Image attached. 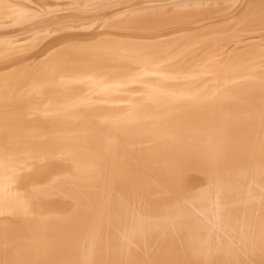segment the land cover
<instances>
[{
    "label": "bare ground",
    "instance_id": "1",
    "mask_svg": "<svg viewBox=\"0 0 264 264\" xmlns=\"http://www.w3.org/2000/svg\"><path fill=\"white\" fill-rule=\"evenodd\" d=\"M79 1L0 0L3 26L25 18V2L63 8L0 28V191L26 173L0 216V264H264V0H83L99 4L83 12ZM89 14L106 28L85 33ZM161 108L189 134L200 131L189 113L224 121L216 183L186 201L179 179L206 185L209 152L171 147ZM143 178L172 193L149 198ZM197 214L220 215L213 242ZM169 220L192 221L173 224L187 237L152 245Z\"/></svg>",
    "mask_w": 264,
    "mask_h": 264
},
{
    "label": "rangeland",
    "instance_id": "2",
    "mask_svg": "<svg viewBox=\"0 0 264 264\" xmlns=\"http://www.w3.org/2000/svg\"><path fill=\"white\" fill-rule=\"evenodd\" d=\"M115 1H117V2H119L120 0H113V1H111V0H102V1H99V3H100V5H101V3L103 4V2H104V5H108L109 3L111 4L112 2H115ZM89 1H79V2H74V4L75 5H77V8H79V9H84V10H88V9H95V8H97V7H99V4H98V1H91V2H89ZM97 2V3H96ZM78 3H81L80 5L78 4ZM95 3V4H94ZM25 4H27V5H31L32 7L30 8V7H25L26 8V10H25V12H26V16H25V18H23V19H21V21H17L18 23H13V24H8V25H5L6 27H7V29H9V30H11L12 29V27H13V25L15 26V25H18V27H15V28H17V29H19V27H20V24H21V22L23 21V20H25L26 22H28V24L25 22V21H23L24 22V25L23 24H21V27L22 26H24V30H27V28H26V24H27V27H29L30 25H32L33 23H32V20L33 21H35V20H37V18L39 19V18H41V19H46V17H53L54 19H58L59 18V16H61L62 15V13L60 12V11H58L59 12V14L58 15H56L55 16V14H56V12H57V9L58 10H61L62 12H63V8L62 7H60L61 5H56V7L55 6H51L50 7V10H49V7L47 8V6H46V10L44 11L43 10V8H42V10L41 11H39V13H40V17H38L39 16V13H38V8H39V10L41 9L40 7H37L36 5H34L32 2H25ZM90 4V5H89ZM75 5H73V6H75ZM79 5V6H78ZM85 5V6H84ZM89 5V6H88ZM94 5H96L95 7H94ZM58 6L60 7V9L58 8ZM73 6H68L67 7V9H66V11H64V13H66L67 11H69V10H72L73 9V11L76 9L77 10V8L75 7V9H74V7ZM83 6V7H82ZM33 7H37V9H32ZM84 7H88V8H84ZM91 7V8H90ZM62 8V9H61ZM70 8V9H69ZM72 8V9H71ZM53 9V10H52ZM79 9H78V11H79ZM80 10V11H84V10ZM65 10V9H64ZM75 10V11H76ZM50 11V12H49ZM53 11V12H52ZM54 11H56V12H54ZM105 12H107L106 10H104ZM103 11V14L105 13ZM45 12V13H44ZM52 12V13H51ZM97 12H99V13H97ZM96 13H92L94 16L96 15V14H98V16H97V18L99 19L100 18V16L102 15L103 16V14H101L102 13V11H97ZM44 13V14H43ZM53 13H55L54 14V16L52 15ZM46 14V15H45ZM92 14L90 15H85L84 17H86V18H84V19H86L84 22H86L87 23V21H89L87 24H86V27H87V29H86V31H85V33H87V32H89V33H91L92 31H94V33H96L95 32V30H96V27L97 26H95L94 27V25L92 24V23H94V20L95 19H97V18H90V17H93L92 16ZM48 15V16H47ZM50 15V16H49ZM43 16V17H42ZM57 16H58V18H57ZM90 16V17H89ZM101 16V17H102ZM45 17V18H44ZM35 18V19H34ZM47 18V19H48ZM52 18V19H53ZM29 19V20H28ZM51 19V20H52ZM90 19H92V22H91V20ZM94 19V20H93ZM52 21H55V20H52ZM22 22V23H23ZM31 22V23H30ZM84 22H83V24H84ZM26 23V24H25ZM90 23H91V26L93 27V28H95L94 30H91V29H93V28H88V25H90ZM85 24L84 25H82V26H84L85 27ZM29 25V26H28ZM95 25H97V24H95ZM5 26H3V24L2 25H0V28L1 27H3V29L5 28L6 29V27ZM8 26H10V28L8 27ZM41 26V25H40ZM45 26V25H44ZM15 28L13 27V29L15 30ZM101 28V30L104 28H106V27H103V25L100 27ZM100 28L98 29L99 31H100ZM12 29V30H13ZM131 29V30H130ZM142 29H144V26H140V28H129V29H126V30H124L123 32H124V34H125V32L127 31L128 33L130 32V34L133 32V33H135L136 31L137 32H140L141 33V31L143 32V31H145L146 29H144V30H142ZM23 29L21 28V29H19V30H17L16 32H18V31H22ZM88 30H91V31H88ZM98 30H96V31H98ZM15 31H13V33H16ZM113 32V31H112ZM118 32H120V31H118ZM117 32V33H118ZM0 33H2V31H0ZM9 33V32H8ZM10 33H12L11 31H10ZM115 33H116V31H115ZM59 35V33H56V34H52L51 35V37L50 38H54V36H55V38H57L58 37V35ZM127 34V33H126ZM138 34V33H137ZM57 35V36H56ZM13 38V37H12ZM52 38V40L54 41V39ZM114 38V37H113ZM127 38H129V37H127ZM50 41V40H49ZM37 48H40V47H37ZM39 52H40V54H43V52H44V46H42L41 48H40V50H39ZM231 97H233L232 95H231ZM230 97V95L228 96V101H229V103L231 102V98ZM229 98H231V99H229ZM225 101H227V98L225 97ZM214 105V107H215V103L213 104ZM236 104H233V107L235 106ZM242 106V105H241ZM216 108V107H215ZM226 108H229V104L227 103V104H222V106H217V109L218 110H220V109H223L222 110V113H224V110L226 111ZM163 109H164V107H163ZM162 108H161V110H159L158 112H157V115H160V116H164V117H161L160 119L158 118L157 119V123L159 124V122H161V120H164V118H167V119H165V120H167L166 121V123H168V124H162V125H165V126H167L168 128H167V130H169V131H171V132H169L168 133V135L172 138L171 140L173 141H169V145L172 147L173 146V143L174 142H178L179 144H177V147H183L184 149H194V147H193V145L194 146H197V147H202V145H203V147L204 148H202V149H205V151H206V154L208 153V157H207V155L205 156L207 159H205V163H203V166H205V170H204V174H203V176L205 177V179L208 181H206V185H207V187L208 188H206L205 186V184H204V186L203 185H201V187H198V186H195V187H193V188H196V187H198V188H196V189H194V190H191V189H193V188H189L190 190H186V189H188L187 188V186H186V184H184L183 182H184V180L191 174V173H186V174H184L183 176H181L180 177V179H179V186H178V189H176V195H178V198H180L182 201H186L185 199H189L190 198V195H192V194H194V193H203V190H208L209 188H211V186L212 185H215L214 183H216V181H213V180H215L217 177H215V176H213L214 175V173H216L215 172V170H216V166H219V164H220V162H219V153L221 154L222 153V151L223 152H225L226 150H225V147H223V149H221L222 151H220V150H216L214 147L216 146V144L218 143V142H220V141H222L223 140V136L221 135V126L223 125L222 124V122H224L222 119L220 120V121H211V120H207V121H202L201 120V116L200 115H202L201 113H199V111L198 112H196V113H189L188 114V116H190L191 117V119L194 121V123H195V125H196V127H200V131L199 132H196V133H194V134H189V133H187V129H183L182 128V125L181 124H171V123H177V122H180V123H182L184 126L186 125V123H185V120H183V119H178V118H176V119H173L172 120V118H168V117H166L167 116V114H166V112H162V111H165V110H163ZM186 111H189V110H186ZM191 111V110H190ZM192 111H195V110H192ZM191 111V112H192ZM202 111V109L200 110V112ZM205 111V110H204ZM188 113V112H187ZM205 114H211V112H209V111H205L204 112ZM217 114H220L219 112H217ZM97 115H99V114H97ZM96 115V116H97ZM222 116L223 115H225V113L224 114H221ZM176 116H180V115H176ZM186 116V115H185ZM234 116H236V115H234ZM159 117V116H158ZM159 121V122H158ZM211 122V123H210ZM158 126H161V125H158ZM208 126V127H207ZM172 127V128H171ZM219 134H218V133ZM172 133V134H171ZM187 133V134H186ZM208 133L210 134V135H208ZM204 134V135H203ZM216 135L218 136V139H217V137H216ZM202 136V137H201ZM161 137V136H160ZM211 137V138H210ZM162 138H164L163 136H162ZM165 138H167V136L165 137ZM174 138H176V140L174 139ZM162 139L161 138H159V140L158 141H161ZM197 140V141H196ZM205 141V142H203V141ZM211 140V141H210ZM198 141H199V143H198ZM180 142H185V143H182V144H180ZM210 142V144H209V146L207 145V143H209ZM158 144V143H157ZM201 145V146H200ZM158 146V145H157ZM206 146V147H205ZM208 147V148H207ZM210 147V148H209ZM210 149V150H209ZM214 149L216 150L215 151V153H214ZM208 150V151H207ZM187 152V150H184V152L183 153H185V155L184 156H186V157H189L190 156V153H186ZM188 154V155H187ZM226 155V154H225ZM207 160V161H206ZM208 164V165H207ZM207 165V166H206ZM207 167H208V169H207ZM213 168V169H212ZM208 171V172H207ZM205 172H207L206 174H205ZM210 172H211V174H210ZM26 174V173H25ZM25 174L23 175V176H25ZM189 174V175H188ZM11 176V175H10ZM10 176H8V181H7V183H6V185H4L3 187H2V190L0 191V216H7V215H9L13 210H14V207L16 206V200L15 201H13V199H14V195H12V194H14L15 192H17L16 191V187L18 188V186H19V183H20V180L23 178V176L22 175H20L19 177H17L16 179V182H10L11 181V177ZM213 177H215V178H213ZM219 177V176H218ZM185 178V179H184ZM208 178V179H207ZM10 179V180H9ZM188 179V178H187ZM186 179V180H187ZM185 180V181H186ZM217 180V179H216ZM184 184V186H185V188H184V186H183V184ZM208 183V184H207ZM8 184V185H7ZM139 185H140V188H142V190L144 191V189H146V191H147V194L148 195H150L149 196V198H152V199H158L159 200V198L161 199V198H164V197H166V196H169V194L170 193H172V189H169V187L168 186H166V185H164L162 182H159V181H156V180H154V179H149V178H143V179H141L140 181H139ZM9 186V187H8ZM182 186H183V188H182ZM191 187V186H190ZM8 188V189H7ZM12 188V189H11ZM7 190V191H6ZM155 190V191H154ZM157 190V191H156ZM184 190H186V192H184ZM154 192V193H153ZM182 192V193H181ZM6 193V194H5ZM10 193V194H9ZM39 193H40V191H39ZM151 193V194H150ZM192 193V194H191ZM8 195V196H7ZM187 195V196H186ZM186 197V198H185ZM8 199V200H7ZM190 204H192V202H189ZM186 206V205H185ZM189 206H191V205H189ZM188 206V204H187V207H189ZM195 206V205H194ZM12 207V208H11ZM6 209V210H5ZM195 216H198V219H200V223H201V217H202V220H204V221H202V223L203 222H205L206 220H208V217H207V219H206V217H203V216H200L199 217V214H197V215H195ZM206 220H205V219ZM209 219H210V222L208 221H206L207 223H205V224H207L206 226H208V228L206 229V232H208V234L207 233H205V238H206V236H209L210 238H211V240H209V238L207 237L206 239H208L207 241L209 242V241H211V242H213L212 241V239L215 237V235L213 234L214 233V229L213 230H211V227H212V224H214L215 223V219H220V215H217V216H209ZM213 220H215V221H213ZM172 220H169V221H167V222H164V224H163V222H161L160 221V223L158 222L157 224H156V231H157V233H156V237H158V241L157 242H154L152 245H157V246H159V243H163V244H165V243H168V242H170V241H173V239L174 238H176V241H175V243L177 242V238L179 237V236H182V235H184V236H186V233H185V231H187V229L189 228H192V226H190V224H187V223H191L192 221H187V220H185L186 221V225L185 224H183V222H185V221H183L182 223L181 222H179V223H181V227L179 226V228H187L186 230H183V231H176L175 229H174V225L175 224H177L178 222H175V220L174 221H172ZM213 221V222H212ZM174 222V223H173ZM198 222H199V220H198ZM233 223H235L236 221L233 219V221H232ZM179 223H178V225H179ZM201 223V224H202ZM210 223V224H209ZM225 223V222H224ZM169 226H168V225ZM171 224H172V226H171ZM174 224V225H173ZM199 224V223H198ZM205 224L203 223L202 225L203 226H205ZM209 225H211V227L209 226ZM199 226V225H198ZM216 226V225H215ZM173 228V229H172ZM159 230V231H158ZM208 230V231H207ZM163 231H164V233H163ZM197 232V231H196ZM200 231H198V233H199ZM212 233V234H211ZM159 234V235H158ZM161 234V235H160ZM167 235V236H166ZM212 237H211V236ZM213 235H214V237H213ZM121 236H123V233L121 234ZM220 235L218 234V238H217V240L216 241H218V243H223L222 241V239L219 237ZM124 237V236H123ZM155 237V236H154ZM162 237V238H161ZM187 237V236H186ZM164 238V239H163ZM216 238V237H215ZM220 239V240H219ZM127 240V239H126ZM203 240H204V238H203ZM180 241V238H179V240H178V242ZM206 241V240H205ZM177 242V243H178ZM224 242L225 243H228V242H226L225 240H224ZM231 247H232V245H231ZM231 249H233V247L231 248ZM191 259L193 260V258L191 257ZM202 262V261H201ZM192 263H196V264H203V263H199V262H197V261H191V264ZM156 264H158V263H156Z\"/></svg>",
    "mask_w": 264,
    "mask_h": 264
}]
</instances>
